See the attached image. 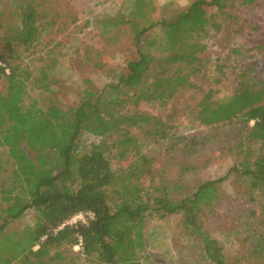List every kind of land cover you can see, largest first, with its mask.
<instances>
[{
    "label": "trees",
    "instance_id": "obj_1",
    "mask_svg": "<svg viewBox=\"0 0 264 264\" xmlns=\"http://www.w3.org/2000/svg\"><path fill=\"white\" fill-rule=\"evenodd\" d=\"M46 1L18 0L17 23L0 34V79L6 81L5 92H0V148L13 166L0 183V264H77L80 255L87 264H141L138 254L144 249L147 220L169 215L182 216V230L197 235L213 264H226L219 241L201 234V209L215 198L214 182L202 183L190 198L170 200L167 190L154 183L151 159L140 142L166 139L171 115L156 116L139 107L164 109L176 95L198 88L193 78L201 68L206 10L235 18L232 11L264 7V0H192L170 21L153 20L150 8L145 11L136 1L122 21L138 49L125 72L100 90L84 88L74 105L49 99L42 107L35 99L25 104L27 85L34 81L45 94L55 80L45 70L33 76L21 55L39 40ZM211 26L218 30L215 22ZM154 28L161 30L160 46L167 52L160 62L139 46ZM238 78L227 99L202 93L193 120L212 126L240 118L246 137L264 146V78L253 76L250 68ZM129 107L133 110L127 111ZM85 135L96 141L83 150L79 146ZM240 165L250 189L264 194V153ZM129 175L135 181L121 185L112 201L116 179ZM28 210L34 212L31 224L10 226ZM84 212L93 217L69 223ZM77 245L80 250L73 253Z\"/></svg>",
    "mask_w": 264,
    "mask_h": 264
},
{
    "label": "rangeland",
    "instance_id": "obj_2",
    "mask_svg": "<svg viewBox=\"0 0 264 264\" xmlns=\"http://www.w3.org/2000/svg\"><path fill=\"white\" fill-rule=\"evenodd\" d=\"M17 1L0 0V34L7 25L17 23ZM136 1L145 5V11L150 8L153 20L170 21L192 0H47L39 40L31 50L22 52L21 61L33 76L45 70L55 83L51 92L40 94L31 81L25 104L35 99L45 107L52 99L74 105L84 88L100 90L116 82L118 74L125 72L127 62L138 52L133 33L122 24ZM211 15L217 16L213 20L209 19ZM218 15L213 9L204 13L207 33L201 43L205 47L198 53L201 68L193 78L198 88L176 95L164 109L140 105L139 111L161 117L171 115L166 139L140 143L151 159L154 183L167 190L170 200L190 198L199 185L214 182L215 198L202 205L201 234L219 241L226 264H264V194L250 189L248 179L240 173V162L252 161L264 153V146L246 137L247 128L240 118L212 126L193 120L202 93L211 91L215 100L229 98L245 68H250L253 76L264 78V7L234 10L235 18ZM214 22L218 30L211 26ZM161 41V30L154 28L139 46L160 62L167 55ZM5 88L6 81L1 78L0 92H5ZM135 135L145 138L138 132ZM93 141L94 137L85 135L79 147L85 150ZM0 166L4 169L0 170L1 183L2 177L13 169L3 148ZM134 181V175L117 178L112 186V201L121 185ZM33 218L34 212L28 210L10 226L20 229L31 224ZM181 218L169 215L147 220L144 249L138 254L141 264H213L197 235L182 230ZM78 251L73 247V253ZM79 257L77 264H87L83 255Z\"/></svg>",
    "mask_w": 264,
    "mask_h": 264
},
{
    "label": "built area",
    "instance_id": "obj_3",
    "mask_svg": "<svg viewBox=\"0 0 264 264\" xmlns=\"http://www.w3.org/2000/svg\"><path fill=\"white\" fill-rule=\"evenodd\" d=\"M92 217L93 214L91 212L78 213L70 219L69 223H76V222L86 223V221L88 219H91ZM79 245L75 246L74 248L80 250Z\"/></svg>",
    "mask_w": 264,
    "mask_h": 264
}]
</instances>
